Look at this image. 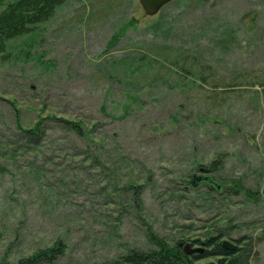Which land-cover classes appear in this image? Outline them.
Instances as JSON below:
<instances>
[{
  "label": "rangeland",
  "instance_id": "rangeland-1",
  "mask_svg": "<svg viewBox=\"0 0 264 264\" xmlns=\"http://www.w3.org/2000/svg\"><path fill=\"white\" fill-rule=\"evenodd\" d=\"M218 158L223 190L188 184ZM0 170V264L57 242L55 264H119L154 250L150 234L252 239L264 264V0L152 17L138 0H65L0 54Z\"/></svg>",
  "mask_w": 264,
  "mask_h": 264
},
{
  "label": "trees",
  "instance_id": "trees-1",
  "mask_svg": "<svg viewBox=\"0 0 264 264\" xmlns=\"http://www.w3.org/2000/svg\"><path fill=\"white\" fill-rule=\"evenodd\" d=\"M65 0H0V54L4 53L6 43L9 40L30 33L33 29L48 21L54 14L55 10L64 3ZM117 41L116 37H112L108 44L111 48ZM77 129L79 136L83 135L81 125H75L69 121ZM78 124V123H76ZM37 131H30L28 135L34 137ZM221 159L211 162L208 166L203 167L211 176H207V182L203 183L204 187H208L210 191L218 193L223 190L221 184H218L213 178L218 174ZM2 171V170H0ZM213 174V175H212ZM215 177V176H214ZM203 179V177H201ZM187 184L188 181H185ZM215 183V185H214ZM228 187L227 193H237L242 190L241 185L234 184ZM193 188L198 186L196 179L191 177L188 183ZM219 187V189L217 188ZM134 193H139L138 188H132ZM245 193H250L245 191ZM135 198V197H134ZM135 202H138L135 199ZM150 241L156 246L154 250L147 252L131 251L129 254L119 258V264H195L204 259H216L215 264H253L258 262V255L255 251V244L252 239L241 238L236 241L233 251L225 250L222 242L216 238H209L201 243L203 252L201 254L193 253L185 255L183 252L184 242H177L174 246H169L164 239L149 235ZM193 242V243H192ZM191 245L198 241H192ZM182 244V245H179ZM193 247V246H192ZM65 247L60 242L54 246L36 252L35 254L22 258L16 264H55L56 261L64 254ZM103 264H118L116 262Z\"/></svg>",
  "mask_w": 264,
  "mask_h": 264
},
{
  "label": "water",
  "instance_id": "water-1",
  "mask_svg": "<svg viewBox=\"0 0 264 264\" xmlns=\"http://www.w3.org/2000/svg\"><path fill=\"white\" fill-rule=\"evenodd\" d=\"M171 1L173 0H138V3L141 9L143 10L144 14L147 17H152L156 15L165 5H167ZM201 171L203 172L204 170L201 169ZM196 181L197 183H199V181H203V180L200 178V179H196ZM222 247L228 251L234 250V245L227 241L222 242ZM183 252L185 255H191L193 253L201 254L203 252V249L192 247L191 244H184Z\"/></svg>",
  "mask_w": 264,
  "mask_h": 264
},
{
  "label": "flooded vegetation",
  "instance_id": "flooded-vegetation-1",
  "mask_svg": "<svg viewBox=\"0 0 264 264\" xmlns=\"http://www.w3.org/2000/svg\"><path fill=\"white\" fill-rule=\"evenodd\" d=\"M203 170H204V169H203ZM199 171L202 172L201 169H199ZM202 173H203V174H208V172H207L206 170H204ZM201 177H203V179H202L203 181H199V184H202V185H203L204 182H207V181H208V180H207V176H204V175H203V176H199V177H194V176H193L194 179H200ZM205 179H206V180H205ZM214 185H215V183H214ZM217 188L219 189L218 186H217Z\"/></svg>",
  "mask_w": 264,
  "mask_h": 264
}]
</instances>
